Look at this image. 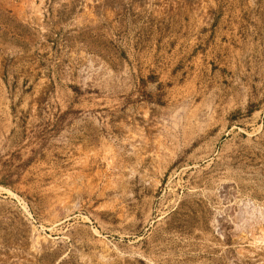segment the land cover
Returning <instances> with one entry per match:
<instances>
[{
  "label": "rangeland",
  "instance_id": "rangeland-1",
  "mask_svg": "<svg viewBox=\"0 0 264 264\" xmlns=\"http://www.w3.org/2000/svg\"><path fill=\"white\" fill-rule=\"evenodd\" d=\"M0 264H264V0H0Z\"/></svg>",
  "mask_w": 264,
  "mask_h": 264
}]
</instances>
